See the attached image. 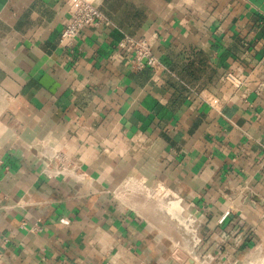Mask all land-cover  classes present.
I'll return each instance as SVG.
<instances>
[{
    "label": "crops",
    "instance_id": "crops-1",
    "mask_svg": "<svg viewBox=\"0 0 264 264\" xmlns=\"http://www.w3.org/2000/svg\"><path fill=\"white\" fill-rule=\"evenodd\" d=\"M86 1L106 23L66 51L63 0H0V264H177L115 198L132 179L202 224L193 256L264 252V0ZM124 34L167 70H132Z\"/></svg>",
    "mask_w": 264,
    "mask_h": 264
},
{
    "label": "built area",
    "instance_id": "built-area-1",
    "mask_svg": "<svg viewBox=\"0 0 264 264\" xmlns=\"http://www.w3.org/2000/svg\"><path fill=\"white\" fill-rule=\"evenodd\" d=\"M62 9L66 14V18L59 33L58 45L61 49L66 51L72 50L76 38L84 29H97L106 23V18L100 10L86 0H63ZM155 41V34H151L149 37L146 36L140 38H134L130 35L124 34L120 38L118 46L123 51L128 65L132 70L138 71L147 68L153 73H158L160 71H166L167 67L153 52ZM224 80L235 87L241 85L240 78H238L233 72L226 73ZM53 157L54 159H59V161L61 160L57 154ZM142 183L145 182L142 181ZM227 214L228 212L221 217L220 222H222ZM198 241H200L199 238H197L195 244L199 243ZM233 244L237 246L239 240L235 239ZM215 247V249H220L218 244ZM214 258L215 257L211 254L205 255V259H207L208 262L213 261Z\"/></svg>",
    "mask_w": 264,
    "mask_h": 264
},
{
    "label": "rangeland",
    "instance_id": "rangeland-1",
    "mask_svg": "<svg viewBox=\"0 0 264 264\" xmlns=\"http://www.w3.org/2000/svg\"><path fill=\"white\" fill-rule=\"evenodd\" d=\"M131 181H133L134 183L136 182L137 184L139 183V186L142 185L143 187L142 186L141 187L144 190L145 189L158 188L156 185H149L146 182L142 183V180L140 181L138 179H133ZM118 188H119V190H118V192H117V190L115 191L114 196H115V198H117L119 200V202L121 203V206H123L125 209H127V208L132 209L131 203H132L133 199H137V198L139 199L141 197V195H142V197H143L142 199L145 200L144 204L150 203V205L148 207V211H150V218L154 222L157 223V220H160L161 222L170 224L172 226V229L177 232V233L176 232L175 233L180 235L179 238L182 237L183 239L186 240V239L189 238V236L191 237V240L189 238L190 241H188V242L186 241L188 243L187 244L188 247L191 246V245L192 246L194 245L193 248H197L198 247V245L201 242V235H200L201 232H200L199 228L201 227L202 224L199 223L197 220H194L192 215L187 214L186 211L181 208L180 203H179L180 211H179L178 217H174V216L166 213L165 210H162L161 206H159L158 201L155 202L153 199L146 197L145 193H143L141 191L140 192H136L135 190L127 188L126 187V183H123ZM147 191H151V190H147ZM168 193H169V195L166 197L167 199L176 200L174 197H172L173 195L171 194V192L169 190H168ZM146 220H147V218H146ZM186 229L187 230L190 229L191 231L190 232H186ZM184 233H187V234H184ZM190 233H191V235H190ZM169 235H170L171 238L168 239V242H169V244L173 243V246H174L175 243L177 242V237L178 236L175 237L172 233H169ZM197 238H199L200 241H198L199 243L195 244V241L197 240ZM173 246H172V251H173V259L175 260V261L173 260L174 262H176L177 264L181 262V264H182V263H184L185 258L187 256L190 258V256L188 254H186L185 252H183V254H182V252L176 253L177 248L176 247L173 248ZM185 251H186V249H185ZM251 251L253 252L254 250H251ZM191 257H192L191 261H193L192 263H194V264H210V263L213 264V262H214V261L208 262L207 259L203 258L204 259L203 260L200 257H197V255L193 256V254H191ZM253 257H255V258H253ZM187 260H188V258H187ZM187 260L185 261L184 264H186ZM255 260H256V262L258 260H260V261L262 260L263 261L262 263L264 264V252L255 254V256H250V254H249L247 260L244 263H240V262H237V263L234 262L233 263L232 262L231 264H248V263L250 264V262H254V263H251V264H256ZM260 261H258V262H260ZM262 263H260V264H262Z\"/></svg>",
    "mask_w": 264,
    "mask_h": 264
},
{
    "label": "bare ground",
    "instance_id": "bare-ground-1",
    "mask_svg": "<svg viewBox=\"0 0 264 264\" xmlns=\"http://www.w3.org/2000/svg\"><path fill=\"white\" fill-rule=\"evenodd\" d=\"M135 183L133 181H131V180H128L126 182V187L129 188V189L135 190L136 192H140L141 191V192L145 193L146 197L153 199L155 202L158 201L159 206H161L162 210H165L166 213H168V214H170V215H172L174 217H178V214H179V211H180L178 200H167L166 197L169 194L168 193V190L163 189V188L154 189V190L152 188V189H145L144 190V189H142V187H143L142 185H141L142 186L141 187V186H139V184H137V183L135 184ZM147 190H151V191H147ZM142 198L143 197L141 195V197L139 199L138 198L137 199H133V201L131 203L132 209H134L137 212L142 213L145 217H147L149 220H151L152 222H154L150 218V211H148V207H149L150 203L144 204V201L145 200H143ZM161 201H164V202H161ZM154 223H156V222H154ZM154 225L158 226L159 228H162V230H164V235L166 234L167 237H169V238H171L170 235H169V233H172L175 237L178 236L177 237V242L174 245L177 248L176 253L182 252V254H183V252H185L186 254H188L190 256V258L188 257V260H187V257L185 258V261L187 260L186 264H194V263H192L193 261H191L192 260V257H191V253L189 251V249L191 248V246L188 247V245H187L188 244L187 242L191 240V237L190 236H189L190 240H189V238L186 239V240L183 239L182 237L179 238L180 235L176 234L177 232L172 229V226L170 224L161 222L160 220H157V223L154 224ZM190 231H191L190 229L189 230L186 229V232H190ZM185 234H187V233H185ZM190 235H191V233H190ZM174 246H173V248H174ZM178 248H180L181 250L178 249ZM185 249H186V251H185ZM192 250H193V248H192ZM250 256H255V254L252 253ZM253 258H255V257H253ZM185 261H184V263H185ZM258 261H260V260H258ZM255 262H256V260H255ZM257 262H256V264H260L263 261L261 260L260 262H258V263ZM251 263H254V262H250V264Z\"/></svg>",
    "mask_w": 264,
    "mask_h": 264
}]
</instances>
